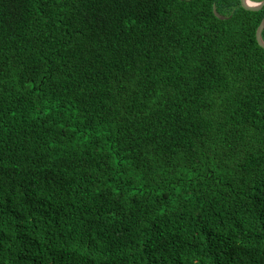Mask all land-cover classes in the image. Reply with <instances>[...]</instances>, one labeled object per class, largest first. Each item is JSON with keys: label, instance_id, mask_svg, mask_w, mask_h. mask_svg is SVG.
Listing matches in <instances>:
<instances>
[{"label": "trees", "instance_id": "obj_1", "mask_svg": "<svg viewBox=\"0 0 264 264\" xmlns=\"http://www.w3.org/2000/svg\"><path fill=\"white\" fill-rule=\"evenodd\" d=\"M263 19L0 0V264H264Z\"/></svg>", "mask_w": 264, "mask_h": 264}, {"label": "water", "instance_id": "obj_2", "mask_svg": "<svg viewBox=\"0 0 264 264\" xmlns=\"http://www.w3.org/2000/svg\"><path fill=\"white\" fill-rule=\"evenodd\" d=\"M244 8L248 10H260L264 7V0L260 2H254L252 0H241ZM263 31H264V19L262 20L261 24L259 25L257 29V40L259 44L264 48V38H263Z\"/></svg>", "mask_w": 264, "mask_h": 264}]
</instances>
